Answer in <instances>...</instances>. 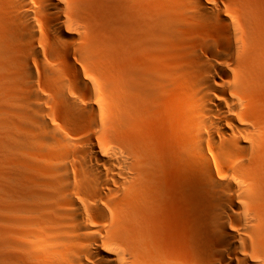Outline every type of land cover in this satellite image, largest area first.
I'll return each instance as SVG.
<instances>
[{"label":"bare ground","instance_id":"bare-ground-1","mask_svg":"<svg viewBox=\"0 0 264 264\" xmlns=\"http://www.w3.org/2000/svg\"><path fill=\"white\" fill-rule=\"evenodd\" d=\"M88 12L0 0V264H264V0Z\"/></svg>","mask_w":264,"mask_h":264},{"label":"rangeland","instance_id":"rangeland-1","mask_svg":"<svg viewBox=\"0 0 264 264\" xmlns=\"http://www.w3.org/2000/svg\"><path fill=\"white\" fill-rule=\"evenodd\" d=\"M87 1L93 5L94 10V13H86V25L93 33L91 48L95 49L96 52H100L102 46L107 44V34L109 30L113 29L116 22L117 0Z\"/></svg>","mask_w":264,"mask_h":264}]
</instances>
